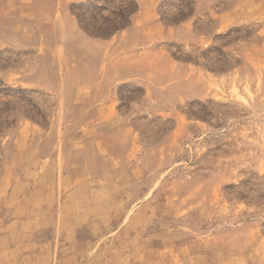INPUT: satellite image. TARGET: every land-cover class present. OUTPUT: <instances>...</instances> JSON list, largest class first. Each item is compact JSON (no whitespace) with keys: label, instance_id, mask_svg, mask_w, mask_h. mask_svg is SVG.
I'll list each match as a JSON object with an SVG mask.
<instances>
[{"label":"rangeland","instance_id":"374dc122","mask_svg":"<svg viewBox=\"0 0 264 264\" xmlns=\"http://www.w3.org/2000/svg\"><path fill=\"white\" fill-rule=\"evenodd\" d=\"M0 264H264V0H0Z\"/></svg>","mask_w":264,"mask_h":264},{"label":"crops","instance_id":"0c3cea01","mask_svg":"<svg viewBox=\"0 0 264 264\" xmlns=\"http://www.w3.org/2000/svg\"><path fill=\"white\" fill-rule=\"evenodd\" d=\"M75 21V20H74Z\"/></svg>","mask_w":264,"mask_h":264}]
</instances>
